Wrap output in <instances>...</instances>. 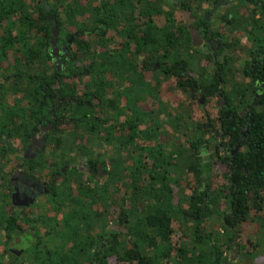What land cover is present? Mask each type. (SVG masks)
Masks as SVG:
<instances>
[{
  "label": "trees",
  "instance_id": "obj_1",
  "mask_svg": "<svg viewBox=\"0 0 264 264\" xmlns=\"http://www.w3.org/2000/svg\"><path fill=\"white\" fill-rule=\"evenodd\" d=\"M165 6L162 0H0V136L18 135L22 147L29 145L39 126L53 121L47 95L58 82L62 96L78 95L89 106L64 101L54 112L43 146L54 151L43 162L59 180L69 153L110 151L111 168L99 184L51 186L58 209L39 217L51 246L41 243L37 264H239L230 259L234 247L240 260L261 251V240L243 238L241 225L256 221L264 230V95L244 117L256 78L264 81V39L244 67L220 53L206 59ZM245 21L251 35L260 30L264 37V0ZM53 26L58 47L69 51L61 72L49 52ZM149 62L178 77L175 90L144 79L143 70L160 74ZM82 69L90 79L72 77ZM218 94L225 96L222 107ZM4 148L12 146L4 140ZM43 153L25 161L19 152L18 159L44 166ZM96 237L99 253L91 252Z\"/></svg>",
  "mask_w": 264,
  "mask_h": 264
},
{
  "label": "flooded vegetation",
  "instance_id": "obj_2",
  "mask_svg": "<svg viewBox=\"0 0 264 264\" xmlns=\"http://www.w3.org/2000/svg\"><path fill=\"white\" fill-rule=\"evenodd\" d=\"M162 1L165 2V8L172 9L173 18L175 19L173 24L176 26V29L178 30V17L180 16L182 24L189 34L191 46L204 55L206 59L212 58L214 60L218 53H220L221 56L226 55L227 57L228 55L231 59L235 60V67H240V65L244 67L246 61L253 58L252 56L259 46L258 41L264 39L263 35L259 34L261 33L260 30L257 31V35H251L252 27L245 21H250L260 0ZM254 18L255 20H261L262 16L257 13L254 14ZM144 22V20H141L138 24H143ZM156 24L161 26L163 24L162 19L158 18ZM173 32L176 33V30H173ZM76 34L78 32L74 33V35ZM113 34L115 35V40L118 41L121 31L118 29ZM67 42L71 43V39H68ZM231 43L235 44V46L231 47ZM261 52H264V50H261ZM161 54L158 53L157 55ZM68 56L69 51L67 50V46L63 44L59 47V54L55 58L58 59V63L61 65L62 58H67ZM139 57L142 60L143 57ZM147 65L160 72L158 76H155L153 71L143 70L144 79L149 81L152 86L158 87L161 85L162 90L165 85L169 86L171 84V88L176 89L175 83L178 81L176 75L165 74L166 70H163L161 63L149 62ZM61 71L62 68L59 72ZM76 73L72 74L73 78L83 74L86 79H90L83 69ZM243 73V71H237L236 75L241 77ZM248 73L250 76L253 75L252 70H249ZM187 77L190 79V75H187ZM193 86L196 87L195 84ZM255 87L256 89L251 96L249 109L244 114L245 118H250L252 107L260 106L264 95V81L260 82L256 78ZM53 89H55L54 94H52V89H50L47 97L53 99L54 110L55 107L56 110L60 108L64 101L72 104L80 102L89 106V103L86 101L77 100L78 95L75 96L76 99H72L69 95L62 96L57 91L59 87ZM218 96V107H222L226 104L225 96L220 94ZM161 99L164 102V96H161ZM94 118L96 119L97 117ZM249 123L251 124L252 121L249 120ZM48 124L50 123L45 122L44 125L39 126L38 132L29 138V145L25 148L22 147V141L18 135L11 136L8 139L0 136V212L1 215L6 217L5 220H0V264H37L35 251L44 250V244L48 247L51 246V240H46L45 238V226L39 225V217L42 214L52 217L54 215L50 214L52 209H58L57 203H54L52 196V185L59 183L60 186L61 182L66 181L68 185H74V183L90 184V180H92V183L94 181L99 184L102 182L101 179L103 177L107 178V172L111 168L110 157L106 155L110 153L108 148H95L94 157H88L86 153L77 157V154L72 152L64 156V160L71 162L63 165L60 169L63 176H60V179L57 180V172L49 168L50 163L43 162L47 159L46 155H50L54 149L43 148L46 140L45 144L40 148L31 143L32 138L38 135L42 128ZM2 129L1 125L0 132H2ZM52 129L53 125L49 131L43 134V138ZM245 131L246 129L241 131L242 136H244ZM4 140L12 146L11 149L4 148ZM40 151L45 154L40 158L44 166L42 164L34 165L33 163L20 162L18 159L19 152H21V156L25 161H33ZM67 169L71 171L65 173ZM111 176L113 177V175ZM108 178L111 180L109 183L113 186V180L110 179V176ZM58 216H61L58 219L63 220L61 214ZM9 218L12 219L8 220ZM10 223H12V227L9 226ZM37 229H39V235L36 232ZM9 231L10 236L7 234ZM96 241L92 246L91 252L97 250L99 253L100 246L98 242L100 240L98 237H96ZM41 243L44 244L42 245ZM102 243L104 245L109 244V239H103Z\"/></svg>",
  "mask_w": 264,
  "mask_h": 264
},
{
  "label": "rangeland",
  "instance_id": "obj_3",
  "mask_svg": "<svg viewBox=\"0 0 264 264\" xmlns=\"http://www.w3.org/2000/svg\"><path fill=\"white\" fill-rule=\"evenodd\" d=\"M183 103L185 104V101H183ZM241 226V235L243 238L248 239L249 241H253L254 239L261 240L262 248L255 256L250 254L249 257H243V259L240 260L239 254L234 247V253L231 254L230 259L233 257L234 260L231 259L233 262L239 260V264H264V230H262L261 226L256 221H248L243 223Z\"/></svg>",
  "mask_w": 264,
  "mask_h": 264
},
{
  "label": "water",
  "instance_id": "obj_4",
  "mask_svg": "<svg viewBox=\"0 0 264 264\" xmlns=\"http://www.w3.org/2000/svg\"><path fill=\"white\" fill-rule=\"evenodd\" d=\"M51 30H52V32H51L52 38L50 40V51L49 52H50V55L53 58V62H54V65L56 67V70L59 72L61 70V65L58 63V59L55 58L59 54V47H58V44H57L58 32H57L55 26H53ZM58 87H59V83L56 82V84L53 86V88H58ZM55 110H56V107H55ZM54 121H55V115H54V112H53V121L50 124H48L47 126H45L44 128H42L40 133L32 138V140H31L32 145L36 146L37 148H40L42 145L45 144V139L43 138V134L50 130V128L52 127ZM35 141H37V142H35ZM239 146H240V144L236 145L235 151L237 150V148H239ZM234 152H232V154ZM231 259L234 260L233 257Z\"/></svg>",
  "mask_w": 264,
  "mask_h": 264
}]
</instances>
